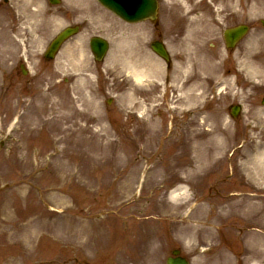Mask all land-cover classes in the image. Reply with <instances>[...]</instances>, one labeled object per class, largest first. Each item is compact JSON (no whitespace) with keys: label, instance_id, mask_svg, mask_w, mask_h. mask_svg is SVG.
Returning <instances> with one entry per match:
<instances>
[{"label":"rangeland","instance_id":"374dc122","mask_svg":"<svg viewBox=\"0 0 264 264\" xmlns=\"http://www.w3.org/2000/svg\"><path fill=\"white\" fill-rule=\"evenodd\" d=\"M41 1L0 0V264H166L174 249L190 264H245L252 254L264 264V175H232L264 151V0H159L158 19L139 24L96 0H63L57 10L74 2L68 17L84 25L55 60L43 52L61 26L23 23ZM244 23L249 34L227 48L223 30ZM93 35L110 42L104 61L90 53ZM20 51L30 63L18 78ZM131 62L161 69L136 80ZM87 125L91 133L70 134ZM208 155L220 169L187 180ZM238 201L241 213L223 217ZM192 208L190 225L205 230L194 239Z\"/></svg>","mask_w":264,"mask_h":264},{"label":"bare ground","instance_id":"6f19581e","mask_svg":"<svg viewBox=\"0 0 264 264\" xmlns=\"http://www.w3.org/2000/svg\"><path fill=\"white\" fill-rule=\"evenodd\" d=\"M204 19H206V16H199L197 19L195 18V20L193 21V23L194 24H200V23H202L204 21ZM193 37L195 39L199 38L198 37V32H195V34H193ZM187 40L188 39L186 38V40L183 43H187ZM196 48L195 49L194 48H191V50L196 51ZM247 58L249 59L248 56H247ZM244 63L247 64L249 62H248V60H245ZM131 67H132L131 69L133 70V75H134V77H135L136 80H140V79L145 78V77L146 78H149L152 75L157 74V73L159 74V71L161 69V65L160 64H154V65H152V67L150 65L147 70L146 69H139L138 66H136L135 63H132ZM263 71H264V68H263ZM190 101H191V98L188 96L187 99H186V101L184 102V104L186 103V104L189 105ZM6 103H8L7 100H6ZM97 122H100V119L97 120ZM90 130H91V128L87 125V126H83L82 128L78 129V131H76V132L75 131H71L70 134H74V133H77V132H81V133H84V134H89ZM138 130L139 129L136 127L133 131L135 133H138ZM93 133H95V132H93ZM98 133L99 132H96V134H98ZM105 134L108 135L109 132L106 130V133ZM197 136H198V134L196 133L195 134V137H197ZM88 138L89 137H84L83 139H84V143L90 149L89 153H91L92 150H93L92 145H94V144H92V142H93L92 141V138H89V139ZM70 141L71 140H69L68 142H70ZM91 155L93 156L92 153H91ZM201 159L202 158H197L192 163H190L189 166H193V168L191 170H189V171H185L186 179L187 180H190L191 178L194 179L196 177V172L198 170L201 171V169H204V168H205V172H207V173L208 172H211V171L216 172V171H218L220 169V167H221V165L223 163V161L221 159L218 160L217 158H215V156H211V155H208L203 161H201ZM100 162H101L100 160L99 161H96L95 166H97V164H99ZM106 162H109V161H106ZM113 162L114 161H112V163ZM254 162L256 164L255 166L253 165ZM176 164H179L182 167L185 166V164L182 161H180V160H178V163L176 162ZM248 164H251V166H248ZM122 165H123V162L120 161V160H118L116 162V165L114 167L115 168H118V167H121ZM149 169H154V168L153 167H150ZM244 173L245 174H248L254 180H257V177L258 176L259 177H262V175H264V151H262L261 153H259L258 158H256V159H254V158L253 159H250L249 162H247V163L240 162L236 166H233L232 167V175L234 177H237L238 179H240V178H242V176H244ZM249 181H251V180L249 179ZM89 183H90L91 186H93V183L94 182H87V185H89ZM183 194H185V192H184V189L181 187V188H178L175 191H173L171 197L174 200H176L178 197L182 196ZM238 202L239 203H237L236 205L230 206L226 210V212H221V213H223V217L228 218L229 216H231V212H232V215L235 214L236 216H238L239 213H241V210L243 209V205L240 203V201H238ZM195 211H196V209L192 208V211H191L190 215L186 217V219H189V222H186V224H187V228L190 229L191 232H192V234H191L192 235V237H191L192 239L195 238V236L199 233V231L201 233L203 231H205V230L199 229V227H197L195 225H194V227L190 225L191 224V218H194L193 215H194ZM258 215H262L263 216V213L261 212V210L259 211V213L257 212V217H258ZM262 216L261 217L259 216L258 218L261 219ZM219 217H220L219 215L218 216L216 215L213 219H219ZM88 231H89V239H92L93 236H92V234L90 232V229ZM97 239H98L99 242H103L104 240H106L105 238H102V236L99 237V238H97ZM255 257H256L255 254H252L249 257H246L244 263L245 264H248V263L254 261L252 264H256L255 263L256 261L253 260ZM230 261H231L230 258H228L227 261H224L223 259H219V261L217 262V264H229Z\"/></svg>","mask_w":264,"mask_h":264},{"label":"water","instance_id":"95a60500","mask_svg":"<svg viewBox=\"0 0 264 264\" xmlns=\"http://www.w3.org/2000/svg\"><path fill=\"white\" fill-rule=\"evenodd\" d=\"M101 4L110 9L116 15L124 19L125 21L134 22L148 17H155L157 11V0H99ZM248 31L247 26H239L234 29H230L227 34L228 40L232 45L235 44L241 37H243ZM72 31L70 29L63 32L56 40L53 48L51 49L49 56L52 55L54 50L60 45V43L68 37ZM92 47L97 59H102L108 49V43L102 38H94L92 40ZM154 49L168 58V54L162 43H157ZM238 111V107L234 108L235 114ZM168 264H188L186 260L178 257L171 259Z\"/></svg>","mask_w":264,"mask_h":264}]
</instances>
